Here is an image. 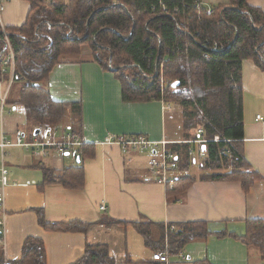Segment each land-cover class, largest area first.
Segmentation results:
<instances>
[{"label":"crops","instance_id":"0c3cea01","mask_svg":"<svg viewBox=\"0 0 264 264\" xmlns=\"http://www.w3.org/2000/svg\"><path fill=\"white\" fill-rule=\"evenodd\" d=\"M228 3L229 0H199L198 5L211 11ZM247 3L264 13V0ZM30 7L29 0H0V30L24 24ZM12 51L14 54L13 48ZM3 52L0 67L5 66V44ZM14 65L15 56L13 67L7 65L0 74V98L4 97V102L0 101V142L13 143L20 134L24 143L70 140L78 144L63 152L52 144L0 149L7 176L4 186L0 182V247L4 264H15L11 262L20 258L27 237L42 240L46 264H72L83 256L88 244L106 246L109 256L117 262L189 264L206 259L212 264H264L256 249L230 237L220 239L214 235L187 242L177 255H170L167 245L152 251L131 224L152 222L167 229L169 224L206 221L210 232L226 230L244 235L246 220L264 219V70L251 59H243L241 63L244 134L236 143L237 153L258 175L247 190L237 180L211 179L212 171L198 166L204 157L199 152L204 153L205 143L232 140L215 135L199 143L203 138L195 137L199 130L203 132L202 128L186 127L182 108L176 102L124 101L120 81L94 60L87 43L81 45L78 54L56 63L41 82L52 100L69 105L55 126L38 127L28 120L24 106L18 103L23 82L14 79ZM160 78L164 81L160 89L170 84ZM77 102L80 115L71 106ZM67 114L69 124L65 126L61 122ZM37 128L39 131L35 133ZM215 137L217 140H213ZM121 138L144 139L148 144L124 147L106 140ZM175 143L188 145L174 152L168 145ZM82 145L90 146L93 154L81 158L78 151ZM164 150L173 155L176 167L177 163H185L184 155L193 157L192 163L184 164V168L168 169L167 175L172 179L189 175L193 178L184 190L170 195L168 190L174 182L159 183L151 164L152 158L161 159ZM176 154L183 156L184 163ZM74 167L83 172L81 187H67L59 181L43 183L44 169L57 178ZM102 200L106 204L104 210L99 208ZM38 212L47 223L79 220L90 226L84 232L47 230L39 224ZM151 227L160 229L158 225ZM129 234H136L139 241L130 242ZM157 252H164L166 261L154 260L152 255Z\"/></svg>","mask_w":264,"mask_h":264},{"label":"trees","instance_id":"16d2710c","mask_svg":"<svg viewBox=\"0 0 264 264\" xmlns=\"http://www.w3.org/2000/svg\"><path fill=\"white\" fill-rule=\"evenodd\" d=\"M30 12L24 24L7 27L5 33L14 50V79L22 80L18 103L27 118L38 127L57 125L66 112V103L51 99L41 86L53 66L81 51L82 44L91 48L94 60L111 71L120 81L126 102L165 100L178 103L186 127H201L195 139L232 141L205 143L200 169L212 171L211 179L240 181L247 190L258 177L237 153L236 143L243 137L241 63L251 59L264 70V13L251 7L248 0H229L207 13L199 0H68L46 3L29 0ZM130 32L131 37L128 38ZM217 43L221 48L214 49ZM4 34L0 30V58L4 56ZM163 77L170 84L159 88ZM173 81H179L171 87ZM80 115V102L72 103ZM188 145V144H187ZM186 144L168 145L177 152ZM90 146L82 145L78 155L91 156ZM186 151V150H185ZM178 158L180 155L176 154ZM186 156L185 166L193 157ZM184 164L177 167L184 168ZM176 167V168H177ZM219 170H226L218 172ZM218 172V173H214ZM45 181H59L64 186L83 185L80 167L68 168L57 178L44 169ZM193 178H176L172 189L182 191ZM39 224L47 230L84 232L90 223L71 220L47 223L38 212ZM152 251L164 249L177 255L190 241L206 240L210 235L230 237L258 251L264 262V219L246 220L244 235L226 230L210 232L206 221L164 225L131 223ZM153 225L160 226L157 237ZM15 264H46L44 244L37 237H27ZM0 264H4L0 247ZM72 264H157L153 261L117 262L101 244H88L83 256ZM189 264H212L206 259Z\"/></svg>","mask_w":264,"mask_h":264},{"label":"built area","instance_id":"2783aa9c","mask_svg":"<svg viewBox=\"0 0 264 264\" xmlns=\"http://www.w3.org/2000/svg\"><path fill=\"white\" fill-rule=\"evenodd\" d=\"M207 13H211L210 10H207ZM2 32L4 34V41H5V51L7 50V56L6 58L3 60V64L5 66H1L0 67V74L1 73H4L6 71V66L11 64V66L13 67V62H14V54H13V51H12V48H11V44H10V41L8 39V36L7 34L5 33V29L2 27ZM213 48L214 49H217V48H221L220 45H218L217 43H214L213 45ZM13 74V73H12ZM164 84V81L163 79H159V86L162 87ZM0 101L1 103L4 102V97H1L0 98ZM257 119L260 118L259 115H257L256 117ZM199 133H201V131L199 130ZM108 140L107 143H112V142H116V143H119L121 145H123L124 147L127 146V145H132V146H138V145H142V147L146 146L148 144L147 141H145L144 139H119V140H111V139H106ZM213 140H217V137H215ZM199 143H204L206 142V140L204 139H200L198 140ZM52 146H55L58 148L59 151H65V150H68L71 146L75 145V144H78L77 142H73V141H70V140H66V141H61V142H56V143H51L50 141H34L33 143H24L21 139V136L20 134L17 135L16 137V140L13 142V143H9L7 141H4L2 140L0 142V149L1 151L3 150L4 147L6 146H27V145H33L35 147H43V146H46V145H51ZM204 153L203 152H199V156H203ZM151 164L154 168V172L156 173L157 175V181L163 185H172L173 182H174V179L175 178H170L168 175H167V171L168 169H174L176 167V161L173 157V155L170 153V152H166L165 150L162 152V156H161V159H156V158H152L151 159ZM0 182L1 184L4 186L6 183H7V176H6V169L4 167V164H3V155L0 154ZM1 196H0V201H1ZM99 208L101 210H104L106 209V204H105V201L102 200L99 204ZM152 258L154 260H157V261H166V255L164 252H157V253H154L152 255Z\"/></svg>","mask_w":264,"mask_h":264},{"label":"rangeland","instance_id":"374dc122","mask_svg":"<svg viewBox=\"0 0 264 264\" xmlns=\"http://www.w3.org/2000/svg\"><path fill=\"white\" fill-rule=\"evenodd\" d=\"M212 4H215V2H213ZM83 47L87 48L86 45H84ZM16 85L18 86V84H16ZM61 123H62V125L68 126V124H69V115L68 114L66 115V117H64V119H63V121ZM152 232H153V236L154 237H156L159 234L155 228L152 229ZM137 237L138 236L136 234H133V235L132 234H129V240H130V242H132V243L133 242H136V241L138 242L139 240H138Z\"/></svg>","mask_w":264,"mask_h":264},{"label":"water","instance_id":"95a60500","mask_svg":"<svg viewBox=\"0 0 264 264\" xmlns=\"http://www.w3.org/2000/svg\"><path fill=\"white\" fill-rule=\"evenodd\" d=\"M131 34H132V32H130L128 38L131 37ZM263 52H264V45H263ZM178 83H179V81H174V82H172V83H171V87H175ZM38 131H39V129L37 128V129L35 130V133L38 132Z\"/></svg>","mask_w":264,"mask_h":264}]
</instances>
